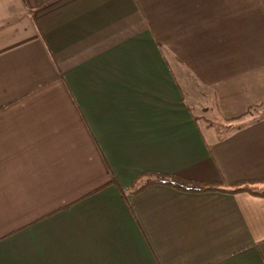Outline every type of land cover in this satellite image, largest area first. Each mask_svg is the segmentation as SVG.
<instances>
[{
    "label": "crops",
    "instance_id": "obj_1",
    "mask_svg": "<svg viewBox=\"0 0 264 264\" xmlns=\"http://www.w3.org/2000/svg\"><path fill=\"white\" fill-rule=\"evenodd\" d=\"M261 103L264 0H0V264H264Z\"/></svg>",
    "mask_w": 264,
    "mask_h": 264
},
{
    "label": "trees",
    "instance_id": "obj_2",
    "mask_svg": "<svg viewBox=\"0 0 264 264\" xmlns=\"http://www.w3.org/2000/svg\"><path fill=\"white\" fill-rule=\"evenodd\" d=\"M149 175H150V179H148L144 185L132 191H140L144 187L152 183H163V184L173 185L177 188L188 190V191H193V192L219 190V191L233 193V192L240 191V190L250 189L248 186L245 185V183L242 184L239 182L232 183V184H224V185L217 184V183H206V184H203L202 186H194V185L188 184L181 177L177 175L162 174V173H155V172H151ZM256 193L264 194V190L256 191Z\"/></svg>",
    "mask_w": 264,
    "mask_h": 264
},
{
    "label": "rangeland",
    "instance_id": "obj_3",
    "mask_svg": "<svg viewBox=\"0 0 264 264\" xmlns=\"http://www.w3.org/2000/svg\"><path fill=\"white\" fill-rule=\"evenodd\" d=\"M260 106H261V107H264V103H261ZM258 107H259V106H258ZM249 112H251V111H249V110L246 111V112L244 113V115L249 114ZM244 118H246V117H243V116L241 115V116H239L238 118H232V119H234L235 122L239 123L240 120H241V119H244ZM215 119H216V118H215ZM215 119H214V120H215ZM216 121H217L218 123H226L225 121H223L222 118L216 119Z\"/></svg>",
    "mask_w": 264,
    "mask_h": 264
}]
</instances>
